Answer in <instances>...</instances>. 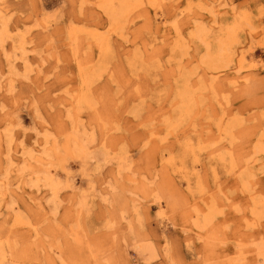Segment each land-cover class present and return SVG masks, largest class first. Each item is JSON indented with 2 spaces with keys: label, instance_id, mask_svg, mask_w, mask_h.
<instances>
[{
  "label": "rangeland",
  "instance_id": "obj_1",
  "mask_svg": "<svg viewBox=\"0 0 264 264\" xmlns=\"http://www.w3.org/2000/svg\"><path fill=\"white\" fill-rule=\"evenodd\" d=\"M0 264H264V0H0Z\"/></svg>",
  "mask_w": 264,
  "mask_h": 264
}]
</instances>
